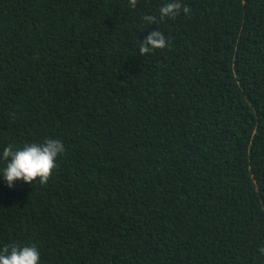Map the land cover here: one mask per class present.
<instances>
[{
	"label": "trees",
	"instance_id": "1",
	"mask_svg": "<svg viewBox=\"0 0 264 264\" xmlns=\"http://www.w3.org/2000/svg\"><path fill=\"white\" fill-rule=\"evenodd\" d=\"M166 2L0 0V153L65 147L44 185L0 175V248L264 264V0H181L160 20ZM155 30L168 46L141 55Z\"/></svg>",
	"mask_w": 264,
	"mask_h": 264
},
{
	"label": "clouds",
	"instance_id": "2",
	"mask_svg": "<svg viewBox=\"0 0 264 264\" xmlns=\"http://www.w3.org/2000/svg\"><path fill=\"white\" fill-rule=\"evenodd\" d=\"M137 2L138 0H129V6L135 8ZM181 11L184 14L190 13L189 7L183 5L181 0H167L159 9V19H174ZM142 20L146 24H155L157 16L144 15ZM168 43L163 33L155 30L150 32L144 40L139 41L138 50L141 55H146L156 49H164ZM64 152L63 142L52 138L46 139L43 143L25 144L19 149L8 145L0 153V161L4 162L0 175H3L9 188H12L17 180L28 184L39 180L40 184L44 185L57 166V157ZM259 251L264 255V247H261ZM40 260L41 254L35 245L12 244L0 248V264H40Z\"/></svg>",
	"mask_w": 264,
	"mask_h": 264
}]
</instances>
